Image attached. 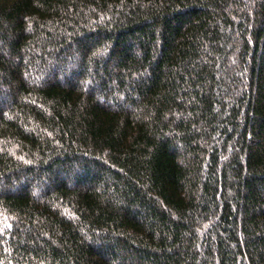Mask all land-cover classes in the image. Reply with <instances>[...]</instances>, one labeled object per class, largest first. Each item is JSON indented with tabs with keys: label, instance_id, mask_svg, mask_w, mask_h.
I'll use <instances>...</instances> for the list:
<instances>
[{
	"label": "trees",
	"instance_id": "1",
	"mask_svg": "<svg viewBox=\"0 0 264 264\" xmlns=\"http://www.w3.org/2000/svg\"><path fill=\"white\" fill-rule=\"evenodd\" d=\"M0 264H264V0H0Z\"/></svg>",
	"mask_w": 264,
	"mask_h": 264
}]
</instances>
